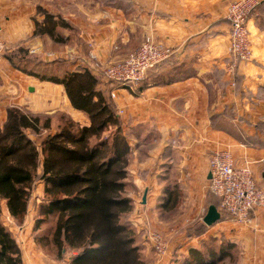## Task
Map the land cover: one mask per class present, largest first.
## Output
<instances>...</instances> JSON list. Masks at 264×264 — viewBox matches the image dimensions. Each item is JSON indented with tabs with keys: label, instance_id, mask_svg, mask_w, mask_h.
I'll return each mask as SVG.
<instances>
[{
	"label": "crops",
	"instance_id": "obj_1",
	"mask_svg": "<svg viewBox=\"0 0 264 264\" xmlns=\"http://www.w3.org/2000/svg\"><path fill=\"white\" fill-rule=\"evenodd\" d=\"M230 1L0 0L4 44L0 125L13 106L35 114L63 112L89 125L88 117L71 105L62 84L41 81L10 64L6 56L17 46L46 61L60 59L76 71L86 67L90 52L102 63L116 62L149 36L171 51L170 59L149 71L135 90L101 80L98 85L108 95L115 87L116 98L110 100L130 147L127 194L133 208L127 219L139 238L146 264H175V256L201 249L202 241L210 236L233 243L235 264H264V210L254 212L250 226L226 217L206 225L200 235L186 233L189 226L203 223L206 211L201 213V209L211 205L214 194L208 187V158L216 149L228 146L237 166L249 160L257 184L264 189V148L244 143L247 137L259 134L257 124H264V0H257L256 10L248 16L252 57L239 61L233 74L228 71L233 60L225 17ZM47 14L57 22L59 42L47 33H36ZM175 66L187 68L189 76L157 82L156 76L169 74ZM238 122L246 124L245 136L226 127ZM34 187L38 194L39 189L43 191L41 183ZM0 205L3 220L11 223L3 200ZM29 208L23 222L10 225V230L22 227L23 264H42L47 260L42 261L43 253L34 241L37 230ZM149 230L160 232L167 242V255L160 260L147 237Z\"/></svg>",
	"mask_w": 264,
	"mask_h": 264
},
{
	"label": "trees",
	"instance_id": "obj_2",
	"mask_svg": "<svg viewBox=\"0 0 264 264\" xmlns=\"http://www.w3.org/2000/svg\"><path fill=\"white\" fill-rule=\"evenodd\" d=\"M56 24L47 14L36 33H47L59 42ZM6 58L30 76L62 84L73 108L89 119V125H83L63 112L49 115L14 106L7 109L6 120L0 125V201L5 202L11 225L23 222L33 186L41 182L45 197L38 206L40 216L33 229L40 231V224L54 216L49 237L46 234L44 239L55 248L59 259L67 255L68 264H146L139 238L127 219L133 208L127 194L130 147L107 89L99 88V78L88 67L76 71L60 59L43 62L24 46L15 47ZM49 66L63 70H49ZM189 74L187 68L175 66L156 79L160 84L169 83ZM256 130L259 134L247 137L244 143L264 148V124H257ZM209 204L218 208L219 199L211 195ZM206 227L195 223L186 233L200 235ZM232 246L227 239L218 241L211 236L202 241L201 249L192 248L177 259L175 256V264H221ZM0 264H23L10 224L3 219Z\"/></svg>",
	"mask_w": 264,
	"mask_h": 264
},
{
	"label": "built area",
	"instance_id": "obj_3",
	"mask_svg": "<svg viewBox=\"0 0 264 264\" xmlns=\"http://www.w3.org/2000/svg\"><path fill=\"white\" fill-rule=\"evenodd\" d=\"M256 5L257 0H232L225 8L228 22V51L233 60L228 66V71L232 74L239 61H248L252 57L247 21ZM3 51L4 44L0 38V55ZM170 55L171 51L167 47L149 36L122 60L106 64L98 60L96 54L90 52L85 61L86 67L99 80L132 91L144 79L148 70L161 64ZM115 87L109 92L112 100L116 98ZM122 112V109L117 110L118 114ZM250 164L249 160H245L241 166H237L228 146L216 149L208 158L211 175L208 187L219 199L218 210L221 216L224 214L241 226L252 225L254 212L264 210V189L257 184ZM205 211H207L205 208L201 209V213ZM21 231V226L12 229L20 250L25 240L19 234ZM147 233L156 258L158 260L164 258L168 245L163 235L156 230H149Z\"/></svg>",
	"mask_w": 264,
	"mask_h": 264
},
{
	"label": "rangeland",
	"instance_id": "obj_4",
	"mask_svg": "<svg viewBox=\"0 0 264 264\" xmlns=\"http://www.w3.org/2000/svg\"><path fill=\"white\" fill-rule=\"evenodd\" d=\"M38 57L40 59H42L43 62L46 61L45 59L42 58L41 55H38ZM38 69L40 70V68H38ZM47 69L53 70V71H57V72H61L63 70V68L58 67V66H49V68H47ZM140 85L141 84H139V86ZM245 125L242 122H238V123H236V126L234 124H231V125L228 124L226 127H227L228 131H232L233 134H236V135H239V136H245V130L243 129V128H245ZM36 183H41V182H36ZM129 185H130V183H129ZM33 191H34V196H32L31 199H30V202H29V207L30 208L29 209H31V211H32V218L34 220V222H33V224H34L35 221H37V219L40 216L39 215V208H38V206H39L40 202L43 201L45 195H44V192L42 190H40V189H39V194H38L36 187H34ZM37 200H39V201H37ZM188 207H190V206H187V208ZM2 210H3L2 209V206L0 205V219H3V214H2L3 211ZM225 216L224 217L221 216V218L218 221H220L221 219H225ZM54 220H55L54 216L47 217L46 221L44 223H41L40 224V228H39L40 231L37 230L38 232L37 231H36L37 233L35 232L36 233V239L39 240V242L37 241L38 242V245H39L38 247L41 249V251L43 253L42 256L44 257L42 259V261L47 260V262L44 261V262H46V264H68L69 262H68L67 255L63 259H59L57 257V255H56L55 248L52 247L50 244H46V241L44 239V237H45L46 234L49 237V228L53 224ZM4 221L6 223H8V224L11 225V223H9L8 220H4ZM217 222H215L214 224H216ZM210 237L206 238L205 239V242H207ZM170 241H171V239H170ZM138 243H140L139 240H138ZM216 244H218V242ZM141 250H142V248H141ZM235 251H236V249H235V247L233 245L230 248L229 256L223 258V261H222L223 263H221V264H235L236 263V260H235V258H236Z\"/></svg>",
	"mask_w": 264,
	"mask_h": 264
},
{
	"label": "water",
	"instance_id": "obj_5",
	"mask_svg": "<svg viewBox=\"0 0 264 264\" xmlns=\"http://www.w3.org/2000/svg\"><path fill=\"white\" fill-rule=\"evenodd\" d=\"M210 173L208 174V178H210ZM146 198V192L144 193L143 200ZM221 218V213L214 205H209L206 211V214L203 216L202 221L205 225L211 226L215 222H217Z\"/></svg>",
	"mask_w": 264,
	"mask_h": 264
}]
</instances>
